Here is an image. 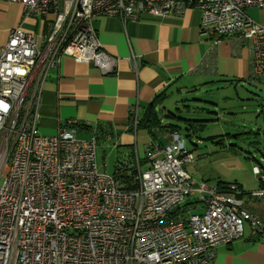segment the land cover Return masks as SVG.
Listing matches in <instances>:
<instances>
[{"label":"built area","instance_id":"2783aa9c","mask_svg":"<svg viewBox=\"0 0 264 264\" xmlns=\"http://www.w3.org/2000/svg\"><path fill=\"white\" fill-rule=\"evenodd\" d=\"M8 1L21 6L23 20H46L47 31L13 27L0 48V144L10 143L0 174V264H210L212 248L241 237L245 222L264 232L237 184L193 185L183 168L193 156L178 133L152 144L148 168L107 174L96 135L79 138L67 128L43 136L35 110L39 81L61 55L102 73L114 69L92 25L97 17L125 22L197 9L199 33L211 45L223 37L247 43L250 76L264 78V19L246 13L264 11V0ZM252 172L263 184L250 196L262 197L264 174Z\"/></svg>","mask_w":264,"mask_h":264},{"label":"crops","instance_id":"0c3cea01","mask_svg":"<svg viewBox=\"0 0 264 264\" xmlns=\"http://www.w3.org/2000/svg\"><path fill=\"white\" fill-rule=\"evenodd\" d=\"M257 11L262 21L264 11ZM21 13L18 3L0 0V48L13 27L39 34L47 31L46 20H23ZM92 25L103 50L116 59L114 69L102 73L92 62L61 55L39 81L36 126L43 136L67 128L79 138L97 135V144L104 141L108 157L112 156V173L119 163L143 166L151 140L145 130L130 128L129 114L141 111L156 93L166 90L171 96L178 85L179 93L208 83L252 80L247 43L223 37L211 45L209 37L199 33L197 9L168 16L142 13L125 22L118 17H97ZM246 209L264 218V211ZM210 264H264V232L247 222L241 237L212 248Z\"/></svg>","mask_w":264,"mask_h":264},{"label":"rangeland","instance_id":"374dc122","mask_svg":"<svg viewBox=\"0 0 264 264\" xmlns=\"http://www.w3.org/2000/svg\"><path fill=\"white\" fill-rule=\"evenodd\" d=\"M246 13L255 21L261 19L257 9L246 10ZM178 86L172 88L173 93L165 101L164 109L166 113L169 111L183 118H166L170 123L179 126L184 133L185 129L189 130L193 160L183 168L192 177L193 185L201 180L214 185L237 181L244 207L263 212L264 196L251 197L250 193L261 188V181L253 174L252 167L257 166L264 172V78L232 85L208 83L195 90L193 87L181 89L179 93ZM258 127L263 132L256 133ZM223 133L239 135H225L218 144L205 139ZM9 146L10 143L0 145V174L4 173ZM108 155L105 142L100 140L96 149L98 163L105 173L114 174L112 156ZM143 167L148 168L146 161ZM245 224L247 222L244 227Z\"/></svg>","mask_w":264,"mask_h":264},{"label":"trees","instance_id":"16d2710c","mask_svg":"<svg viewBox=\"0 0 264 264\" xmlns=\"http://www.w3.org/2000/svg\"><path fill=\"white\" fill-rule=\"evenodd\" d=\"M225 82H232L234 80L232 79H225ZM240 80H235V82H239ZM249 81V80H247ZM193 90L195 89L192 88ZM170 93L167 92L166 90L160 91L158 93H156L153 98L150 100V102L144 106L141 111H137L136 112V126L135 129H142L145 130L147 135L149 136L151 142L147 147V152L145 153L144 158L141 160L142 163H144L145 161L147 162V154L149 152V150L152 147V144H158V145H164L167 142L170 141L171 136L173 133H178L180 136H182V138L185 140L186 144V149L187 151L191 152L190 148H189V144H191L190 139H189V130H186V133L182 132L179 128V126H177L176 124L170 123L166 118L168 117H174V118H179V119H183L180 117L175 116L173 113L168 112L166 113L164 107V103L165 101L169 98ZM216 106V104H214ZM134 116V112H131L129 114V119H130V125H131V129H132V124L131 121L133 119ZM211 120H216V119H211ZM263 129H259V127L256 130V133L261 132ZM263 132V131H262ZM264 133V132H263ZM255 134V132H254ZM235 136L237 137L239 134L237 133H223V134H218V135H210L207 136L205 139L206 140H211L215 143H219L220 142V138L224 137V136ZM97 138V135H96ZM98 141V138H97ZM230 146L232 144H229ZM125 165H127V163H119L116 166L115 172H120L122 171V176H124V174H127L129 172H131L132 170H134L133 165H131L130 167H126ZM259 168V167H258ZM260 169V168H259ZM261 171V169H260ZM261 173L264 174V172L261 171ZM260 180V179H259ZM204 181V180H201ZM206 182V181H205ZM229 183H235L238 185V187H240V184L237 181H230V182H218L216 185L219 186L220 188H224L226 186V184ZM263 183H261L262 186ZM242 195V194H241ZM242 197V196H241ZM245 208V207H244ZM264 225V218L259 217L258 218Z\"/></svg>","mask_w":264,"mask_h":264}]
</instances>
